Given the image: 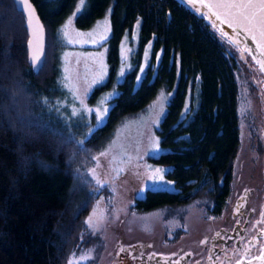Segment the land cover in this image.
Listing matches in <instances>:
<instances>
[{"label":"trees","instance_id":"16d2710c","mask_svg":"<svg viewBox=\"0 0 264 264\" xmlns=\"http://www.w3.org/2000/svg\"><path fill=\"white\" fill-rule=\"evenodd\" d=\"M32 1L47 34L39 73L27 60L25 16L13 0H0V264H70L95 240L87 216L100 196L108 204L113 196L91 173L96 157L118 124L145 112L160 93L161 152L149 160L166 169L174 188L147 189L134 197L133 208L148 212L207 199L210 211L220 209L241 145L238 76L244 62L235 46L179 0H85L77 28L88 29L108 13L111 24L108 76L88 101L114 93L104 123L87 136L81 120L66 121L60 105L55 39L80 0ZM127 33L134 51L119 80ZM149 46L148 67L138 80Z\"/></svg>","mask_w":264,"mask_h":264},{"label":"rangeland","instance_id":"374dc122","mask_svg":"<svg viewBox=\"0 0 264 264\" xmlns=\"http://www.w3.org/2000/svg\"><path fill=\"white\" fill-rule=\"evenodd\" d=\"M77 9H82L80 3L60 25L55 36L60 45L58 84L64 91V95L60 97V105L67 115L66 121L72 118L81 120L84 127L82 131L88 136L104 123L110 108L109 99L114 94L108 92L93 104L88 101L92 90L97 86L92 84V80L96 78L101 62L107 66L108 76L106 40L98 44H92L91 41H99L102 35L108 37L111 24L108 13L92 27L79 29L74 23L75 16L79 13ZM106 22L109 29L107 32ZM66 31L68 35H65ZM136 34H139V23L134 38ZM120 48L122 64L118 79L122 80L131 68V55L134 51L128 33L123 36ZM235 48L244 64L238 76L241 145L234 172L246 174L255 161L254 145L260 132L258 122H261L264 113L261 99L263 88L253 63L237 46ZM150 56L149 46L141 67L144 72L140 70L139 73L141 78L146 72ZM122 68L124 74L120 75ZM162 96L160 93L145 112L118 124L106 148L97 155L91 173L101 185L110 186L113 196L110 204L103 196L95 202L87 216V223L95 240L84 251L72 256L70 264H99L110 243L118 236L117 230L149 236L158 228L162 229V233L172 235L178 228H195L211 218L208 212L210 201L207 199H196L176 207L165 206L148 212H138L133 208L134 197L143 196L147 189L174 188L173 182L165 176L166 169L149 160L161 152L156 129L163 111ZM105 109L108 110L107 113ZM102 113L105 114L102 116Z\"/></svg>","mask_w":264,"mask_h":264},{"label":"flooded vegetation","instance_id":"af4514ba","mask_svg":"<svg viewBox=\"0 0 264 264\" xmlns=\"http://www.w3.org/2000/svg\"><path fill=\"white\" fill-rule=\"evenodd\" d=\"M259 82L264 75L253 64ZM264 103V89H261ZM254 166L233 173L222 207L209 220L172 235L156 228L149 236L117 230L99 264H250L264 252V113L258 122ZM181 218V217H179ZM181 220V219H180Z\"/></svg>","mask_w":264,"mask_h":264},{"label":"water","instance_id":"95a60500","mask_svg":"<svg viewBox=\"0 0 264 264\" xmlns=\"http://www.w3.org/2000/svg\"><path fill=\"white\" fill-rule=\"evenodd\" d=\"M17 10L21 11L26 18L28 29V42H27V60L33 66L36 73L44 65L46 55V41L47 34L44 22L38 12V9L32 0H13ZM191 11L194 10L202 13L199 15L213 26V28L228 42L237 46L246 56H248L252 63L264 75V49L258 47L257 42L251 38V34L247 33L244 29H235L228 27L227 23L217 20L215 13L217 9H209L206 5L219 3L221 0H183ZM180 2V0H179ZM183 4V3H182ZM194 9V10H192ZM264 89V79L262 82ZM264 257V252L262 254ZM250 264H264V259H259Z\"/></svg>","mask_w":264,"mask_h":264},{"label":"snow or ice","instance_id":"6c2138e0","mask_svg":"<svg viewBox=\"0 0 264 264\" xmlns=\"http://www.w3.org/2000/svg\"><path fill=\"white\" fill-rule=\"evenodd\" d=\"M85 0H80L81 8L84 6ZM209 9L215 8L217 11L213 13L217 20L227 23L228 27L235 29H244L251 34L254 42H257L259 48L264 49V0H221L219 3L206 5ZM79 12L80 9H77ZM109 31L107 22L105 24V32ZM65 35H68L67 31ZM108 37L102 35L100 40H92V44H98L105 41ZM102 55V54H101ZM264 68V65H262ZM144 72V69H141ZM124 74V69H121L120 75ZM107 76V66L102 62L100 70L96 78L92 80L93 85L103 86ZM141 79V77H137ZM105 109V113H107ZM102 113V116L105 114ZM256 259H264L262 256H257Z\"/></svg>","mask_w":264,"mask_h":264},{"label":"bare ground","instance_id":"6f19581e","mask_svg":"<svg viewBox=\"0 0 264 264\" xmlns=\"http://www.w3.org/2000/svg\"><path fill=\"white\" fill-rule=\"evenodd\" d=\"M180 2H182L183 4H185L187 6V4L183 0H180ZM192 10H194V9H192ZM194 11L197 12L199 15H202V13H200V12H198L196 10H194Z\"/></svg>","mask_w":264,"mask_h":264}]
</instances>
